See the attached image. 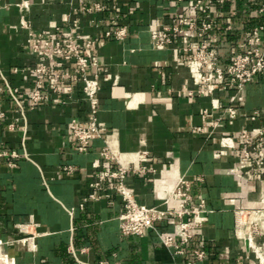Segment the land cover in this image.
Instances as JSON below:
<instances>
[{"label": "crops", "instance_id": "1", "mask_svg": "<svg viewBox=\"0 0 264 264\" xmlns=\"http://www.w3.org/2000/svg\"><path fill=\"white\" fill-rule=\"evenodd\" d=\"M191 1L0 0V72L18 89L25 108L24 122L12 99L0 96V110L6 114L0 120V152L18 153L15 159L0 157V240L8 245L0 247V257L7 253L15 264H264V255L256 259L247 244L250 239L264 248V158L256 164L258 154L239 137L242 128L264 130V76L239 92L226 82L214 85L211 95L195 92L204 71L183 50L197 41L195 33L163 48H156L150 37L177 17L198 20ZM93 3L107 10H80ZM211 14L219 65L226 67L231 55L243 52L244 36L264 25V15L247 0L214 6ZM67 15L78 21L81 52L103 67L96 115L100 137L84 153L77 151L66 129L70 119L87 120L82 84H73L64 105L57 101L60 94L48 91L47 102L28 110L26 98L34 88L37 60L27 47L21 21L33 31H66ZM115 27L126 28L123 41L104 36ZM87 39H97L88 50L83 47ZM93 73L89 69L88 77ZM231 97L236 117H223L215 125ZM255 110L260 117L251 120ZM223 137L232 146L222 147ZM104 148L115 161L100 156ZM244 150L249 159L243 157ZM67 166L73 168L71 174L63 172ZM118 166L129 170L124 185L146 207L177 206L167 201L169 194L181 176L190 181L191 193L209 212L201 216L184 255H173L160 243L158 234L172 229L162 222L142 236L120 233L123 203L115 183L105 181L99 191L90 187L98 171ZM142 167L144 173L132 172ZM93 192L99 196L96 201L88 199ZM26 237L33 249L18 241ZM194 249L203 250L205 257L198 260Z\"/></svg>", "mask_w": 264, "mask_h": 264}, {"label": "built area", "instance_id": "2", "mask_svg": "<svg viewBox=\"0 0 264 264\" xmlns=\"http://www.w3.org/2000/svg\"><path fill=\"white\" fill-rule=\"evenodd\" d=\"M175 1L181 2L182 0ZM231 1L193 0L190 5L200 14L198 20L184 16L177 17L170 26L164 27L161 31L151 32V41L156 48L172 45L179 38L188 39L192 33H195L197 41L183 50L186 53V59L195 63L204 71L196 79L195 92L198 95H211L213 86L223 82H226L230 90L239 92L243 86L250 83L255 77L264 76V25L254 27L244 36L242 53L231 55L228 58L226 67L219 65L218 49L214 45L216 36L213 34L216 21L211 13L214 6H223ZM247 1L255 5L258 14L264 15V2L258 0ZM80 10L83 13H97L107 10V7L100 3H93L90 6L81 7ZM65 21L68 24L66 31H62L60 27H53V30L33 31L28 23L21 21V26L27 29V47L37 60V65L32 69L35 77L34 88L26 94V98L29 101L28 110H33L37 104L47 102L49 100L48 91L60 94L61 98L57 101L64 105L67 103V99L71 98L73 84H82V93L88 104L87 120L80 123L74 118L70 119L66 129L67 133L76 142L77 151L84 153L88 150L90 143L100 137L96 115L98 112V76L103 67L96 59L81 52L79 42L83 40V37L77 32L78 21L71 19V15H67ZM104 36L116 41H123L127 37V30L125 27H115L105 31ZM96 42L97 39H87L83 47L87 50L91 49ZM89 69L94 70L92 77L87 75ZM16 72H18V69H13V73ZM18 92V89L11 87L0 72V96L7 94L12 99L15 105L14 112L19 114L25 122V108L17 98ZM192 94V91H188V95L191 96ZM63 96L66 99H62ZM234 98H230L229 103L223 109L222 115L215 120V125H218L223 117L228 119L236 117L237 111L232 106ZM5 115L0 110V120L4 119ZM258 117H260V112L255 110L251 112L249 118L255 120ZM11 128L13 127L11 126ZM21 129L23 132L26 131L25 123ZM239 137L245 145L252 146L258 154L256 164L261 165L264 158V130L259 127L252 130L242 128ZM226 140L224 137L221 138V146H232ZM5 155L12 159L18 158V153L15 151L0 152V157ZM100 156L110 162L116 160L107 148L102 149ZM243 157L245 159L250 158L247 150L243 151ZM8 165L14 167L12 162ZM94 167H98V165L95 163ZM62 170L66 174L73 172V168L69 166L64 167ZM144 171L145 168L142 167L132 172L144 173ZM128 172L129 170L122 166H118L113 170L98 171L95 174L96 181L92 182L90 187L93 191H99L105 181L115 183L114 191L121 197L123 203V210L118 217L120 233L123 236H142L146 230L155 231L156 223L162 222L172 229L166 233L158 234L160 243L165 248L171 249L173 255H184L185 249L189 246L190 241L196 237L201 226V216L209 212L205 203L201 200L196 201L191 193L190 181L181 176L167 199V201H175L177 206L159 208L141 205L135 200L133 193L124 185V179ZM88 199L96 201L99 196L93 192L88 196ZM80 208H82V205ZM237 227H241L240 217L238 216ZM19 229L22 230L21 227ZM18 241L24 243L28 248H32L29 243L30 238L26 237ZM247 244L256 259L264 255V248L256 247L250 239L247 240ZM1 246L8 245L0 240ZM192 253L198 260L205 257L204 251L200 249H194ZM0 264H15V259L5 253L0 257ZM234 264H238V261Z\"/></svg>", "mask_w": 264, "mask_h": 264}]
</instances>
